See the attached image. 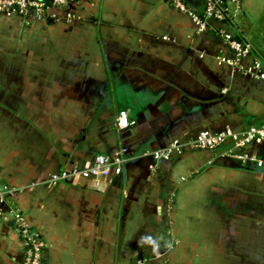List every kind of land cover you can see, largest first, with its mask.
<instances>
[{"label": "crops", "instance_id": "crops-1", "mask_svg": "<svg viewBox=\"0 0 264 264\" xmlns=\"http://www.w3.org/2000/svg\"><path fill=\"white\" fill-rule=\"evenodd\" d=\"M172 1L0 12V264H20L29 232L41 264H264V141L185 149L154 170L145 155L260 123L264 80L242 70L255 59L264 70V0H240L203 32ZM223 27L251 47L239 68L218 62ZM122 148L119 174L51 181Z\"/></svg>", "mask_w": 264, "mask_h": 264}, {"label": "built area", "instance_id": "built-area-1", "mask_svg": "<svg viewBox=\"0 0 264 264\" xmlns=\"http://www.w3.org/2000/svg\"><path fill=\"white\" fill-rule=\"evenodd\" d=\"M79 0H0V12L7 15H34L42 16L50 6H64L68 3ZM203 8L201 12H196L178 0H173V5L179 11L185 13L195 24L197 32H203L208 29V22L214 20L220 23L229 21L240 4V0H202ZM219 35L230 50L229 56H219L218 62L228 66L239 68L241 60L250 57L251 47L249 44L235 38L233 34L225 27L219 30ZM242 72L254 75L256 78L264 80V70L259 60H253L252 63L245 67ZM115 124L119 129H126L133 124L129 119L125 110H121L115 117ZM233 142L236 148H243L256 141H264V117L256 126H251L243 132H236L230 128L216 133L203 130L189 140L172 139L164 148L149 150L145 155L150 156L153 163L149 165L151 170L156 168V162L169 159L174 154H179L185 149H212L218 145L227 142ZM126 148H122L112 157L106 155H97L93 161L84 167H75L70 171L64 170L51 175V181L66 180L69 178L85 177V178H105L111 174H119L122 165L125 162ZM231 156L244 161H253L258 166L262 164L261 160H257L247 154L231 153ZM4 191L0 190V203L3 201ZM25 256L20 264H41V239L33 232L26 234L24 241ZM135 264H146L145 259L136 260Z\"/></svg>", "mask_w": 264, "mask_h": 264}, {"label": "trees", "instance_id": "trees-1", "mask_svg": "<svg viewBox=\"0 0 264 264\" xmlns=\"http://www.w3.org/2000/svg\"><path fill=\"white\" fill-rule=\"evenodd\" d=\"M46 2H49V0H45ZM234 37H236V36H234Z\"/></svg>", "mask_w": 264, "mask_h": 264}]
</instances>
